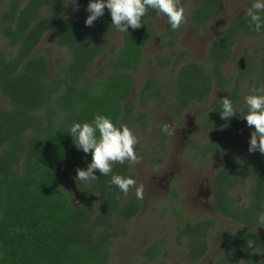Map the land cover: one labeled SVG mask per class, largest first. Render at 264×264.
Masks as SVG:
<instances>
[{
    "label": "trees",
    "instance_id": "obj_1",
    "mask_svg": "<svg viewBox=\"0 0 264 264\" xmlns=\"http://www.w3.org/2000/svg\"><path fill=\"white\" fill-rule=\"evenodd\" d=\"M70 1L0 0L7 2L0 13V264H111L115 242L127 235L125 226L139 215L142 200L136 198L135 186L125 195L111 184V173L105 176L99 170H94L97 179L91 184L77 180V169L86 170L92 157L78 150L68 133L74 122H91L100 113L131 129L135 121L146 126L145 109L156 100L179 120L204 105L216 85L230 88L236 83L228 96L236 115L222 119L221 103L204 111L209 141L199 149V157L219 158L244 140L247 122L241 115L248 106H240V82L228 78L224 67L243 36L264 38V32L250 29L247 15L236 17L211 43L209 66L193 60L183 63L185 53L171 49L184 33L183 26L172 30L167 21L161 54L148 64L176 72L174 86L147 79L137 92L136 107L126 105L148 45L157 36L159 13L148 9L141 27H129L123 45L109 56L112 42L105 36L117 31L110 11L105 8L97 18L91 41L85 24L89 0H76L80 18L75 20L66 18ZM187 2L180 0L184 9ZM225 10L226 0H200L191 15L195 35L208 31ZM48 33L71 54L69 64L53 76L48 57L37 53ZM261 52L257 87L264 88V49ZM103 57L110 76L86 84L91 68ZM136 151L144 153L137 145ZM155 160L164 162L159 156ZM60 167L84 195L78 205L65 187ZM112 172L136 180L128 161L113 163ZM212 187L215 212L239 227L214 264H264V226L257 224L264 213V153L257 150L242 160L226 162L214 175ZM175 216L182 221L177 236L185 242L188 264H200L211 251L210 236L220 222L192 221L181 212ZM167 245L165 239H157L143 250L137 264H168Z\"/></svg>",
    "mask_w": 264,
    "mask_h": 264
},
{
    "label": "rangeland",
    "instance_id": "obj_2",
    "mask_svg": "<svg viewBox=\"0 0 264 264\" xmlns=\"http://www.w3.org/2000/svg\"><path fill=\"white\" fill-rule=\"evenodd\" d=\"M253 0H226V10L221 17L212 21L208 31L195 35L192 22V11L199 6L200 0H188L185 5V19L182 23L184 33L177 44L171 48L175 53H185L186 63L190 60L210 65L209 48L211 43L221 36L228 24L236 17L247 15ZM6 3H0V13L6 8ZM79 3L69 2L66 18L79 19ZM90 13L86 12V19ZM97 20V19H96ZM89 26L91 41L95 38L97 21ZM157 36L149 43L145 52V60L140 70L135 74V87L131 99L126 106L137 105V92L149 78H156L164 85L173 88L176 72L172 69H161L157 65L150 66L149 61L161 54L159 47L161 35L166 32L167 17L159 14L155 21ZM109 56L115 55L123 45V33L111 32ZM264 49L263 37L243 36L234 49L232 59L225 65L228 78L239 80L240 106H247L245 97L255 94L260 73V61ZM38 54H43L50 61L52 76L62 71L71 60L68 50L60 49L52 33L46 34L38 47ZM250 69V70H249ZM245 72V74H241ZM110 76L107 58L98 59L91 68L86 84L105 79ZM234 84V83H233ZM236 83L230 88L216 85L213 95L199 107L189 110L182 119L176 120L169 108L161 100L154 101L150 108L145 109L146 126L135 121L132 130L138 138L137 146L143 150L137 151L138 162L128 161L136 174V187L143 186L142 209L134 221L125 227L127 235L115 242L111 264H137L142 261V252L157 239H165L168 264H188V251L185 242L178 239V230L182 221L175 216L176 212L184 213L186 218L197 221L204 218H215L220 222L218 228L211 233V251L200 264H214L225 251L228 238L239 227L222 219L213 208L214 190L212 180L218 170L230 160H242L253 152H249V141L254 125L244 127V140L239 145H231L219 158H200L199 149L204 148L209 141V133L203 122L202 115L207 108L215 107L221 100L228 97ZM170 88V89H171ZM1 104L8 103L2 98ZM162 108V109H159ZM140 109V108H139ZM167 125L168 133L162 132ZM162 146H165L164 150ZM156 154V156H154ZM157 156L164 159L163 163L155 160ZM160 163V164H159ZM65 187L73 197L74 205L84 200V195L77 189L73 179L66 175ZM94 180L87 182L91 184Z\"/></svg>",
    "mask_w": 264,
    "mask_h": 264
},
{
    "label": "clouds",
    "instance_id": "obj_3",
    "mask_svg": "<svg viewBox=\"0 0 264 264\" xmlns=\"http://www.w3.org/2000/svg\"><path fill=\"white\" fill-rule=\"evenodd\" d=\"M76 3V0H73ZM105 8L110 11L111 25L122 33H127L129 27L137 29L143 24L148 9L167 17L172 30L178 29L185 19V9L180 0H89L87 11L90 15L85 20L86 26H91L101 17ZM250 29L257 33L264 32V0H253L247 10ZM246 113L241 116L248 126H255L249 141V152L259 150L264 153V88H257L255 94L247 95ZM221 118L227 119L237 114L232 100L225 97L221 100ZM162 132L168 133L167 125ZM68 133L72 136L75 146L85 154L91 153V162L87 169H77V180L89 182L96 180L94 170L101 174L111 175V184L127 195L131 187L136 185L132 176H124L112 172L115 162H138L140 157L136 151L138 138L135 132L125 123L114 122L109 116L97 113L91 122H74ZM135 196L143 198V186L136 187ZM257 224L264 226V213L259 214Z\"/></svg>",
    "mask_w": 264,
    "mask_h": 264
},
{
    "label": "water",
    "instance_id": "obj_4",
    "mask_svg": "<svg viewBox=\"0 0 264 264\" xmlns=\"http://www.w3.org/2000/svg\"><path fill=\"white\" fill-rule=\"evenodd\" d=\"M59 171L62 173L63 177H65L66 175H68V173L66 172V170L64 168H62V167L59 168Z\"/></svg>",
    "mask_w": 264,
    "mask_h": 264
}]
</instances>
